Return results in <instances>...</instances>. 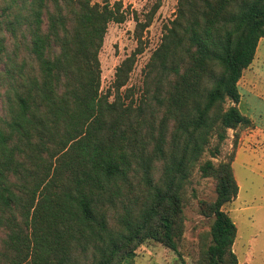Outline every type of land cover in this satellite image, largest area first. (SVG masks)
<instances>
[{
	"label": "trees",
	"instance_id": "16d2710c",
	"mask_svg": "<svg viewBox=\"0 0 264 264\" xmlns=\"http://www.w3.org/2000/svg\"><path fill=\"white\" fill-rule=\"evenodd\" d=\"M0 3V264H130L149 239L179 252L197 165L217 197L200 201L214 221L195 264H239L223 209L239 194L235 155L201 160L254 124L239 81L264 37V0H178L137 98L122 90L136 53L101 90L120 3Z\"/></svg>",
	"mask_w": 264,
	"mask_h": 264
},
{
	"label": "rangeland",
	"instance_id": "374dc122",
	"mask_svg": "<svg viewBox=\"0 0 264 264\" xmlns=\"http://www.w3.org/2000/svg\"><path fill=\"white\" fill-rule=\"evenodd\" d=\"M111 5L121 4L125 14L123 22H110L99 57L101 62V90L113 88L117 67L136 53V62L128 83L122 90L132 88L134 97L142 93L145 69L154 50L161 44L166 26L176 16L178 0H93ZM1 5V3H0ZM1 7V6H0ZM0 14L2 15L1 11ZM3 16V15H2ZM257 58L251 67L259 75L252 83L251 92L264 93V37L260 40ZM3 69V66H1ZM250 81L243 78L242 84ZM243 97L246 92L242 89ZM240 109L257 124L264 125V100L250 95L241 99ZM5 114L0 101V116ZM229 129L221 152L213 157L206 152L201 161L212 159L215 163L235 155L233 169L239 184L238 196L223 206L237 225L234 243L239 264H264V127ZM237 144L235 146V141ZM216 141L213 140V144ZM184 205V232L178 241L179 252L149 239L138 249L130 264H195L202 249L211 243L210 230L214 217L202 213L200 201H213L217 197L216 180L202 176L199 166L191 175L186 187ZM5 236L0 229V239ZM1 242V240H0Z\"/></svg>",
	"mask_w": 264,
	"mask_h": 264
},
{
	"label": "crops",
	"instance_id": "0c3cea01",
	"mask_svg": "<svg viewBox=\"0 0 264 264\" xmlns=\"http://www.w3.org/2000/svg\"><path fill=\"white\" fill-rule=\"evenodd\" d=\"M259 47H260V46H258V48H259ZM257 53H258V49H257ZM257 53H256V56H255L254 61H255L256 58H257ZM254 61H253V63H252L247 69H245V71H244V73H243V76H242V78H241L240 81H239V86H240L241 91H242V89H243L244 92H246V94H245L246 96L243 97V95H242L241 99H242V98L245 99L246 97H249L250 95H252L253 97H257V98H259V99L264 100V93H262V94H257V93L251 92V91H252V88H253L252 83H253L255 80L257 81V80H258V77H259V75L256 74V73L254 72V70H251V67H252V65L254 64ZM245 77H247V80L250 81L248 85L242 84L243 78H245ZM251 82H252V83H251ZM240 102H241V101H240ZM239 104H240V103H239ZM252 119H253V118H252ZM253 122H254V125H256L255 128H256L257 130H262L261 128L264 127V125L257 124L254 120H253ZM261 126H262V127H261Z\"/></svg>",
	"mask_w": 264,
	"mask_h": 264
}]
</instances>
